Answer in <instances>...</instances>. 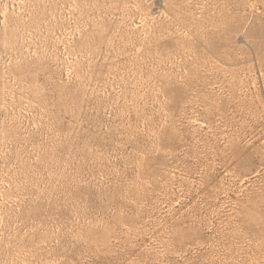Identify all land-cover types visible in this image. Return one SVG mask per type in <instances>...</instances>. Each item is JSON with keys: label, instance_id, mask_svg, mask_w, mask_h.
<instances>
[{"label": "rangeland", "instance_id": "1", "mask_svg": "<svg viewBox=\"0 0 264 264\" xmlns=\"http://www.w3.org/2000/svg\"><path fill=\"white\" fill-rule=\"evenodd\" d=\"M0 264H264V0H0Z\"/></svg>", "mask_w": 264, "mask_h": 264}]
</instances>
